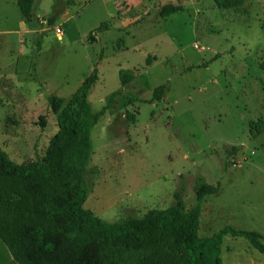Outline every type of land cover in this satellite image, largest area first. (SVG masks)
Here are the masks:
<instances>
[{
  "label": "rangeland",
  "instance_id": "rangeland-1",
  "mask_svg": "<svg viewBox=\"0 0 264 264\" xmlns=\"http://www.w3.org/2000/svg\"><path fill=\"white\" fill-rule=\"evenodd\" d=\"M167 3L183 10L160 17ZM31 17L34 26L14 0H0V146L12 160L44 153L57 130L48 96L67 100L96 68L92 111L115 96L90 130L97 173L83 206L115 222L170 206L177 191L189 208L202 180L219 189L199 200V235L229 225L264 242V130L250 132L264 121V0L238 9L212 0H34ZM102 22L108 28L95 32ZM121 69L134 74L125 85ZM160 84L163 97L144 102ZM220 259L264 264L230 234Z\"/></svg>",
  "mask_w": 264,
  "mask_h": 264
},
{
  "label": "trees",
  "instance_id": "trees-1",
  "mask_svg": "<svg viewBox=\"0 0 264 264\" xmlns=\"http://www.w3.org/2000/svg\"><path fill=\"white\" fill-rule=\"evenodd\" d=\"M33 2L16 0L30 26L36 24L31 17ZM212 2L220 9H238L244 0ZM182 10L180 4L167 3L159 7L158 15ZM108 26L102 22L95 32ZM118 75L121 85L134 77L130 70L121 69ZM97 79L94 68L67 100L48 96L57 130L40 157L17 163L0 146V243L8 255L18 264H222L220 245L226 234L243 237L264 254L262 235L255 230L227 225L210 236L199 235V200L218 192V184L199 180L195 186L198 201L189 208L175 191L174 204L115 222L103 221L83 206L91 190L89 177L97 173L89 166L90 130L115 96L93 112L87 96ZM165 87H155L144 102L160 100ZM40 122L44 123L42 117ZM250 128L255 136L264 130V121L251 123ZM236 149L232 146L229 153Z\"/></svg>",
  "mask_w": 264,
  "mask_h": 264
},
{
  "label": "crops",
  "instance_id": "crops-1",
  "mask_svg": "<svg viewBox=\"0 0 264 264\" xmlns=\"http://www.w3.org/2000/svg\"><path fill=\"white\" fill-rule=\"evenodd\" d=\"M16 4V0H14ZM0 264H18L11 256L8 255L7 250L0 243Z\"/></svg>",
  "mask_w": 264,
  "mask_h": 264
},
{
  "label": "built area",
  "instance_id": "built-area-1",
  "mask_svg": "<svg viewBox=\"0 0 264 264\" xmlns=\"http://www.w3.org/2000/svg\"><path fill=\"white\" fill-rule=\"evenodd\" d=\"M56 33H57V34H60V29L57 28V29H56Z\"/></svg>",
  "mask_w": 264,
  "mask_h": 264
}]
</instances>
